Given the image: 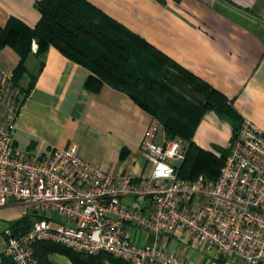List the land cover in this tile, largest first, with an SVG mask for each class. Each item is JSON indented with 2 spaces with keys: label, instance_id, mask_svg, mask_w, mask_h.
I'll use <instances>...</instances> for the list:
<instances>
[{
  "label": "built area",
  "instance_id": "1",
  "mask_svg": "<svg viewBox=\"0 0 264 264\" xmlns=\"http://www.w3.org/2000/svg\"><path fill=\"white\" fill-rule=\"evenodd\" d=\"M20 93L13 69L0 65V207L16 203L37 216L21 234L5 230L4 253L14 264H39L33 244L43 241L129 264H196L163 245L176 231L215 250L207 264H264V131L254 123L244 119L229 140L216 179L188 180L176 170L185 146L165 135L157 142L154 122L141 140L152 171L136 179L83 160L75 144L47 156L16 148ZM124 197L147 202L131 206ZM131 228L150 238L139 243Z\"/></svg>",
  "mask_w": 264,
  "mask_h": 264
},
{
  "label": "crops",
  "instance_id": "2",
  "mask_svg": "<svg viewBox=\"0 0 264 264\" xmlns=\"http://www.w3.org/2000/svg\"><path fill=\"white\" fill-rule=\"evenodd\" d=\"M37 0H0V26L16 17L33 27L40 12ZM139 34L178 64L220 91L241 116L264 131V0H87ZM28 53L19 79V110L13 145L24 152L47 156L55 147L77 146L78 155L114 175L146 178L152 162L141 148L144 131L157 122L126 93L103 83L97 92L85 81L91 73L50 45ZM18 55L0 47V65L14 68ZM162 126L155 140L163 142ZM232 127L213 110L206 111L192 140L217 153L226 147ZM131 206L147 198L124 197ZM26 214L10 203L0 207V264H14L4 253L5 230ZM137 241L150 238L131 228ZM186 231L168 233L163 245ZM187 233V232H186ZM188 234V233H187ZM191 258L186 247L169 249ZM210 250V257L215 250ZM192 259V258H191ZM50 264H72L59 253L48 255ZM194 260V258H193ZM195 262L206 264L205 257Z\"/></svg>",
  "mask_w": 264,
  "mask_h": 264
},
{
  "label": "trees",
  "instance_id": "3",
  "mask_svg": "<svg viewBox=\"0 0 264 264\" xmlns=\"http://www.w3.org/2000/svg\"><path fill=\"white\" fill-rule=\"evenodd\" d=\"M35 6L40 17L33 27L12 16L0 26V47L10 46L18 55L16 84L32 40L38 54L52 45L91 72L85 81L90 91L106 83L126 93L156 119L167 138L178 135L186 140L176 166L179 178H217L228 147L217 146L216 153L198 146L192 137L208 110L229 122L230 139L235 135L243 120L226 96L87 0H37ZM36 217L33 212L23 214L9 228L21 234ZM33 253L39 264H50L51 253L65 255L72 264H129L104 252L87 254L50 241L35 242Z\"/></svg>",
  "mask_w": 264,
  "mask_h": 264
},
{
  "label": "rangeland",
  "instance_id": "4",
  "mask_svg": "<svg viewBox=\"0 0 264 264\" xmlns=\"http://www.w3.org/2000/svg\"><path fill=\"white\" fill-rule=\"evenodd\" d=\"M169 139H176L181 142L183 146H186V140H184L181 136L174 135L170 136ZM172 239L167 245V249H177L180 248V244L184 247H186L187 254L193 259L194 261L197 260L199 257H205L206 264L211 259L210 257V250L207 249L203 245H199L195 240L191 239L190 236L185 232L180 240L175 239L174 237H171ZM63 255V254H62ZM107 264H112L110 262H107ZM196 264H201L196 262Z\"/></svg>",
  "mask_w": 264,
  "mask_h": 264
}]
</instances>
